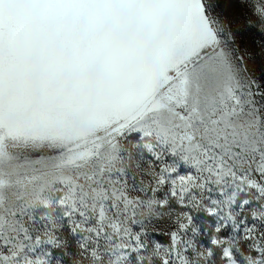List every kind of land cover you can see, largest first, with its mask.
<instances>
[{"label": "snow or ice", "instance_id": "snow-or-ice-1", "mask_svg": "<svg viewBox=\"0 0 264 264\" xmlns=\"http://www.w3.org/2000/svg\"><path fill=\"white\" fill-rule=\"evenodd\" d=\"M0 264H264V0H0Z\"/></svg>", "mask_w": 264, "mask_h": 264}]
</instances>
